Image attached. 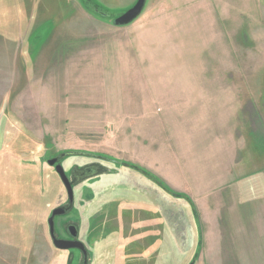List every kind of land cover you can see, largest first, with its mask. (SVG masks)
I'll use <instances>...</instances> for the list:
<instances>
[{
	"label": "rangeland",
	"instance_id": "rangeland-1",
	"mask_svg": "<svg viewBox=\"0 0 264 264\" xmlns=\"http://www.w3.org/2000/svg\"><path fill=\"white\" fill-rule=\"evenodd\" d=\"M136 1L0 0V264H83L50 236L69 205L55 156L75 192L57 235L77 225L88 264H244L252 251L264 0H148L114 25Z\"/></svg>",
	"mask_w": 264,
	"mask_h": 264
},
{
	"label": "water",
	"instance_id": "water-1",
	"mask_svg": "<svg viewBox=\"0 0 264 264\" xmlns=\"http://www.w3.org/2000/svg\"><path fill=\"white\" fill-rule=\"evenodd\" d=\"M148 0H137L136 3L126 10L121 15L113 19V24L117 26H124L134 22L144 11ZM48 164L55 168L56 173L59 175L62 183L64 184L69 205L57 206L52 210V213L48 219L49 232L54 246L59 250H70L79 249L84 255L83 264H88L89 252L85 243L78 238L79 230L77 225L71 223L67 227L68 234L70 238L59 237L56 231V218L58 216H63L71 210V206L75 200V192L73 187V182L68 177L64 166L60 163V156H55L47 160ZM98 172V168L95 166L87 167L76 173L75 177L78 179H83L92 174Z\"/></svg>",
	"mask_w": 264,
	"mask_h": 264
},
{
	"label": "crops",
	"instance_id": "crops-1",
	"mask_svg": "<svg viewBox=\"0 0 264 264\" xmlns=\"http://www.w3.org/2000/svg\"><path fill=\"white\" fill-rule=\"evenodd\" d=\"M254 128V125H253ZM264 223V221H263ZM245 234L242 235L244 237ZM252 251L245 255H242V261L244 264H264V224L261 226H257L254 233V241ZM245 250V248H242V251ZM247 260V261H245Z\"/></svg>",
	"mask_w": 264,
	"mask_h": 264
},
{
	"label": "flooded vegetation",
	"instance_id": "flooded-vegetation-1",
	"mask_svg": "<svg viewBox=\"0 0 264 264\" xmlns=\"http://www.w3.org/2000/svg\"><path fill=\"white\" fill-rule=\"evenodd\" d=\"M67 233H68V231H67ZM66 238V237H65ZM67 238H70V236H69V234H68V237Z\"/></svg>",
	"mask_w": 264,
	"mask_h": 264
}]
</instances>
